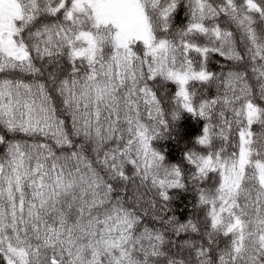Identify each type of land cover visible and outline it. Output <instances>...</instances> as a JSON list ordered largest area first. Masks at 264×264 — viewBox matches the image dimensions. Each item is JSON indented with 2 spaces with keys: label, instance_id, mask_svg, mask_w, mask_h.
I'll use <instances>...</instances> for the list:
<instances>
[{
  "label": "snow or ice",
  "instance_id": "6c2138e0",
  "mask_svg": "<svg viewBox=\"0 0 264 264\" xmlns=\"http://www.w3.org/2000/svg\"><path fill=\"white\" fill-rule=\"evenodd\" d=\"M0 264H264V0H0Z\"/></svg>",
  "mask_w": 264,
  "mask_h": 264
}]
</instances>
